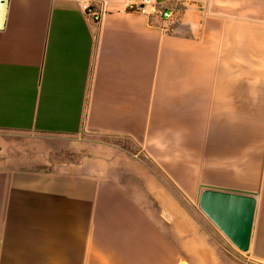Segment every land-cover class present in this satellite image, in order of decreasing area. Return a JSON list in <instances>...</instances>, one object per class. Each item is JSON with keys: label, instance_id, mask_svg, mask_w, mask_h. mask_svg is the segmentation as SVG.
Instances as JSON below:
<instances>
[{"label": "crops", "instance_id": "0c3cea01", "mask_svg": "<svg viewBox=\"0 0 264 264\" xmlns=\"http://www.w3.org/2000/svg\"><path fill=\"white\" fill-rule=\"evenodd\" d=\"M128 2L0 0V264H264V0ZM206 191L255 200L247 249Z\"/></svg>", "mask_w": 264, "mask_h": 264}, {"label": "water", "instance_id": "95a60500", "mask_svg": "<svg viewBox=\"0 0 264 264\" xmlns=\"http://www.w3.org/2000/svg\"><path fill=\"white\" fill-rule=\"evenodd\" d=\"M201 206L240 248L249 247L255 209L252 197L206 191Z\"/></svg>", "mask_w": 264, "mask_h": 264}, {"label": "rangeland", "instance_id": "374dc122", "mask_svg": "<svg viewBox=\"0 0 264 264\" xmlns=\"http://www.w3.org/2000/svg\"><path fill=\"white\" fill-rule=\"evenodd\" d=\"M99 3V2H97ZM135 5H145L147 8V11L149 13H147V15H149V20L153 23H164L168 20H163L161 18H159V14H157L156 12H153V8H155L156 10H160V9H171L173 11V17H175V15L178 13L179 10H182L186 7L188 0H140L139 3H135L133 2ZM171 18V19H172ZM105 142H109V139H104ZM108 144V143H107ZM58 145H61V147L59 148V151H57L55 153V155H53V159L57 160V162H61L62 160H69V161H81L83 158H85V154L83 153H74L71 151H67L65 148H63L62 146V142H58ZM97 143H88V148L89 149H94L95 147H97ZM87 152H89L87 150ZM198 210L200 212H204V209L202 208V206L198 205ZM247 264H254L253 262L247 260Z\"/></svg>", "mask_w": 264, "mask_h": 264}, {"label": "built area", "instance_id": "2783aa9c", "mask_svg": "<svg viewBox=\"0 0 264 264\" xmlns=\"http://www.w3.org/2000/svg\"><path fill=\"white\" fill-rule=\"evenodd\" d=\"M126 6H127V11L142 14L149 19V15H147V13L149 12L147 11V8L145 5H142V6L135 5L134 3L128 2ZM84 7L87 13L93 16L95 19H100L106 11V6L102 4L101 5H97V4L91 5L89 3H85ZM153 12H156L157 14H159L160 16L159 18L163 20H170L173 17V11L171 9L156 10L155 8H153Z\"/></svg>", "mask_w": 264, "mask_h": 264}]
</instances>
